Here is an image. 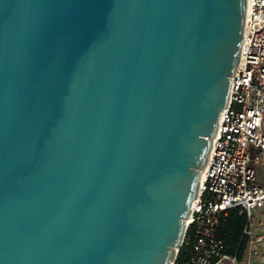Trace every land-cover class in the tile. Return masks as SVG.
<instances>
[{
  "label": "water",
  "instance_id": "1",
  "mask_svg": "<svg viewBox=\"0 0 264 264\" xmlns=\"http://www.w3.org/2000/svg\"><path fill=\"white\" fill-rule=\"evenodd\" d=\"M246 0H0V264H172Z\"/></svg>",
  "mask_w": 264,
  "mask_h": 264
},
{
  "label": "built area",
  "instance_id": "2",
  "mask_svg": "<svg viewBox=\"0 0 264 264\" xmlns=\"http://www.w3.org/2000/svg\"><path fill=\"white\" fill-rule=\"evenodd\" d=\"M264 166V0H246L244 27L227 105L219 112L190 207L191 254L182 264H264V183L256 167ZM230 208L244 213L238 253L223 251L215 236L221 215ZM255 210V212H253Z\"/></svg>",
  "mask_w": 264,
  "mask_h": 264
},
{
  "label": "trees",
  "instance_id": "3",
  "mask_svg": "<svg viewBox=\"0 0 264 264\" xmlns=\"http://www.w3.org/2000/svg\"><path fill=\"white\" fill-rule=\"evenodd\" d=\"M245 222L244 213H239L237 208H230L220 216L215 236L221 240L223 251L238 254L242 251L245 238L242 236L241 230ZM192 240L191 227H187L172 264H182L189 258Z\"/></svg>",
  "mask_w": 264,
  "mask_h": 264
},
{
  "label": "rangeland",
  "instance_id": "4",
  "mask_svg": "<svg viewBox=\"0 0 264 264\" xmlns=\"http://www.w3.org/2000/svg\"><path fill=\"white\" fill-rule=\"evenodd\" d=\"M261 170H262V166H261V165L256 167V181H258V182H259V181H260V182H264V177L261 178V176H260V175L262 174V173H261V172H262ZM253 212H255V210H253ZM256 212H257V211H256ZM260 212H261V211H260ZM263 218H264V217H263Z\"/></svg>",
  "mask_w": 264,
  "mask_h": 264
},
{
  "label": "crops",
  "instance_id": "5",
  "mask_svg": "<svg viewBox=\"0 0 264 264\" xmlns=\"http://www.w3.org/2000/svg\"><path fill=\"white\" fill-rule=\"evenodd\" d=\"M261 171H262V172H261L262 174H261L260 176H261V178H262V177H264V166H262V170H261ZM259 182H260V181H259ZM261 183H264V182H261ZM254 215H255V216H257V215H261V217H264V210L261 211V212H260V211H257V212L254 213Z\"/></svg>",
  "mask_w": 264,
  "mask_h": 264
},
{
  "label": "bare ground",
  "instance_id": "6",
  "mask_svg": "<svg viewBox=\"0 0 264 264\" xmlns=\"http://www.w3.org/2000/svg\"><path fill=\"white\" fill-rule=\"evenodd\" d=\"M200 179H201V175H200V178H199V180H200ZM186 221H188V219H187ZM186 221H185V222H186Z\"/></svg>",
  "mask_w": 264,
  "mask_h": 264
}]
</instances>
